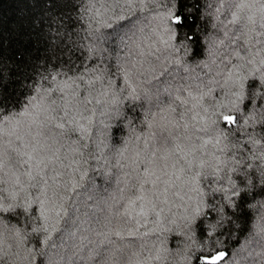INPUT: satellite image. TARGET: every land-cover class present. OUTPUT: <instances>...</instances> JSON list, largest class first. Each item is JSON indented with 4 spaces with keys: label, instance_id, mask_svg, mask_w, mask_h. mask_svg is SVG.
Instances as JSON below:
<instances>
[{
    "label": "trees",
    "instance_id": "trees-1",
    "mask_svg": "<svg viewBox=\"0 0 264 264\" xmlns=\"http://www.w3.org/2000/svg\"><path fill=\"white\" fill-rule=\"evenodd\" d=\"M170 10L185 19L177 38L165 46L161 43L167 38L163 24ZM232 11L228 0H134L131 8L126 0H0V96L7 101L8 110L21 108L25 97L32 94L31 85L40 80L38 73L57 72L94 80L91 89L81 82V92L88 95L91 91L93 103L87 107L96 110L95 115L85 112L92 116L91 134L81 141L88 145L83 149L87 175L70 194L67 214L59 224L50 220L47 231L34 232L43 221L35 220L31 210L0 212V264H189L190 251L209 241L225 252L222 264H264V182L260 176L264 167V88L247 87L254 79L259 83V73L245 81L246 99L237 113L239 131L221 145L207 147L223 163L219 172L201 179L203 195L177 181L167 194L169 203L161 205L164 212L157 231H152L155 223H148L136 236L125 234L121 239L114 235L118 222L113 212L120 206L116 200L135 157L132 146L126 159L117 157L116 150L126 139L135 141V135L146 134L145 113L149 108L158 111L147 99L133 102L123 97L131 87L154 98L159 93L164 104L176 107L178 121L191 103L181 105L175 100L177 95L185 99L189 92L199 95L212 89L205 105L222 97L226 66L243 63L240 73L247 74L254 66L260 67L261 59L256 56L255 65H249L235 58V49L255 44L261 37L256 32L250 38L236 32L239 39L234 42L236 26L229 23ZM114 15L125 19L111 28L103 26ZM256 17L259 20L258 11ZM98 76L101 79H95ZM40 82L48 86L47 81ZM114 94L122 103L106 104ZM96 99L101 103L96 104ZM192 115L189 111L185 117L189 124ZM133 125L135 135L130 131ZM182 132L180 128L177 134ZM71 137L79 139V134ZM138 146L143 147V140ZM10 155L11 165L0 169V203L22 202L25 197L14 178L5 175L25 170L17 164L20 158L14 152ZM205 158H210L207 152ZM118 159L126 167L121 168ZM21 180L26 182L27 177L21 175ZM233 184L239 195L232 194ZM164 187L159 185V190L163 192ZM29 191L36 195L35 190ZM12 192L18 193L17 201L11 200ZM198 205L200 215L193 211ZM144 232L149 234L142 235Z\"/></svg>",
    "mask_w": 264,
    "mask_h": 264
},
{
    "label": "snow or ice",
    "instance_id": "snow-or-ice-1",
    "mask_svg": "<svg viewBox=\"0 0 264 264\" xmlns=\"http://www.w3.org/2000/svg\"><path fill=\"white\" fill-rule=\"evenodd\" d=\"M126 3L131 8L134 0H126ZM228 3L235 9L229 21L236 26V31L232 33L234 42L239 39L236 32L249 38L256 32L261 37L255 44H248L243 49H235L234 56L239 61L246 60L249 65H255V57L260 56V67L254 66L247 74H241L240 69L245 67L243 63L226 66L223 70L226 78L221 85L226 90L222 97L215 99L211 104L205 105L204 100L206 96L211 95L212 89L199 95H192L189 92L188 98L185 99L177 95L175 100L181 105L191 103V108L180 114V121H184L183 124L176 119V107L173 104H164L159 93L155 94V98L147 92L142 95L135 87L129 85L131 91L128 96L123 97L133 102L147 99L150 105L155 103L158 111L152 112L149 108L145 113L142 123H145L149 129L146 134L135 135L133 125L130 131L135 135V141L131 138L126 139L123 146L116 150V156L121 159L127 158L125 154L129 152L130 146L135 151L132 170L124 174L128 179L124 181L125 186L119 189L121 195L120 199L116 200V204L120 206L113 212L118 222L114 235L121 239L125 234L129 237L136 236L139 234V228L148 223L156 224L157 227L152 231L159 229L164 212L161 205L169 203L167 194L170 189L176 187L177 181H181V186L188 185L191 191L200 193L201 179L206 180L208 176L219 172L223 163L219 156L207 151L208 145L219 146L239 131L240 117L237 113L241 111L240 105L246 99L245 81L250 77L255 78V74L259 73V83L254 79L247 87L264 88V0H228ZM256 11L259 12V20ZM97 15H101L99 10ZM123 19H125L123 15H114L102 23L103 26L111 28L114 23ZM184 19L179 13L169 11L163 24V32L167 33V38H162L161 43L171 46L170 41L177 38ZM189 38L186 33L184 39ZM38 75L40 80L31 85L32 94L25 97V102L19 110L9 111L7 101L0 96V169L11 165L10 153L13 152L20 158L17 161L19 168L25 169L22 173L18 169L5 173L14 178V183L19 186L21 192L25 193V197L22 202L0 203V212L27 213L31 210L35 220L43 221V224L33 229L34 232L41 229L47 231L50 220L54 225L59 224L67 214L66 204L71 199L70 194L81 187V182L87 175V169L83 165L88 163L83 151L88 145L81 141L91 134L92 124V116H86L85 112H91L92 115L96 112L95 109L87 107L93 103L91 91L88 95H82L81 92V82L91 89L94 80L86 79L83 74L72 77L61 72L55 75L51 73L43 75L38 73ZM61 75L66 78L58 79ZM95 79L99 80L101 77ZM40 81H47L48 86ZM127 82L126 73L125 83ZM112 84L113 82L109 81L110 87ZM102 95L107 96V93ZM95 103L100 104L101 100L96 99ZM105 103L119 105L122 103V98L114 94ZM189 111L193 113L191 124L185 119ZM180 128H183V132L177 134ZM72 133H78L79 139H72ZM201 133L209 135V138L203 139ZM5 137L7 140L4 139ZM141 140H143L142 148L138 146ZM223 150V148L219 149L221 152ZM206 152L207 157L210 158H205ZM88 155L92 154L88 153ZM261 158L264 159V155ZM119 166L126 167L124 164ZM231 171L235 172L236 169L233 168ZM21 175L27 177L26 182L21 180ZM260 176L264 182V167L260 168ZM245 179L251 182L247 174ZM161 184L165 186L163 192L159 190ZM232 189L233 195H239L234 184ZM29 190H35L36 195L32 196ZM162 196L164 199H161ZM17 197L18 193H11L12 201H17ZM33 205L36 207L33 208ZM193 211L196 215H200L199 205ZM150 216H154L155 221H151ZM132 224L136 227L129 226ZM16 231L19 235V230ZM148 234V232L142 233L145 236ZM224 257L225 252L209 241L207 244L201 242L195 250L190 251L186 259L189 264H222ZM155 258L159 259V256Z\"/></svg>",
    "mask_w": 264,
    "mask_h": 264
},
{
    "label": "rangeland",
    "instance_id": "rangeland-1",
    "mask_svg": "<svg viewBox=\"0 0 264 264\" xmlns=\"http://www.w3.org/2000/svg\"><path fill=\"white\" fill-rule=\"evenodd\" d=\"M26 123V122H25Z\"/></svg>",
    "mask_w": 264,
    "mask_h": 264
}]
</instances>
